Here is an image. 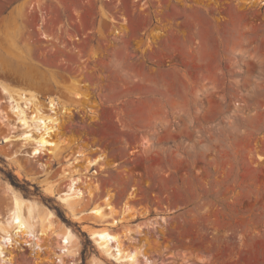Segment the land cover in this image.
Segmentation results:
<instances>
[{"label": "rangeland", "instance_id": "1", "mask_svg": "<svg viewBox=\"0 0 264 264\" xmlns=\"http://www.w3.org/2000/svg\"><path fill=\"white\" fill-rule=\"evenodd\" d=\"M2 83L34 93L43 112L50 99L67 108L55 157L15 137L26 130L16 101L26 115L33 106L8 98ZM32 124L33 136L43 132ZM78 151L104 155V167L68 168ZM0 157L36 193L0 172V216L10 184L79 237L76 264L127 263L105 259L87 230L95 223L45 191H65L68 170L96 186L82 209L106 195L117 212L129 209L117 230L143 244L139 264H264V5L0 0ZM23 240L5 242L15 243L11 264H59Z\"/></svg>", "mask_w": 264, "mask_h": 264}, {"label": "bare ground", "instance_id": "2", "mask_svg": "<svg viewBox=\"0 0 264 264\" xmlns=\"http://www.w3.org/2000/svg\"><path fill=\"white\" fill-rule=\"evenodd\" d=\"M242 1L245 4L251 3L255 6L264 5V0ZM1 89L6 93L8 98L14 100L16 96L17 99L23 100L24 103L33 106H28L31 107L32 113L31 111L30 113L32 115L27 114L30 117L27 118L24 110L18 108V101H16L17 117L19 121H22L23 125H26V130H23L19 135H15V137H22L24 140L22 145H31L33 155L39 152L50 153L52 157H55L61 143H63L61 140V119L59 116L67 112V108L62 106L58 111L60 107L59 101L50 99L48 112L46 113L43 112V106L41 107L34 93L28 92L27 95L25 90H11L6 83L1 84ZM32 123L40 125L43 128V132L33 136L29 132L32 128ZM8 139L9 137L6 138V140ZM262 158L259 155V159ZM103 160L104 155H98L92 158L86 154V151H78L74 154L73 160H69L68 168H71L73 163L78 161H82L84 169L86 168L87 170L97 164L104 167L102 163L100 164ZM91 173H94V171ZM64 174L68 175L69 178L65 191H58L52 185H46L44 187L45 191L55 194L75 219L79 221L91 219L95 223V226H87V230L98 252L105 259H113L121 263L124 261L127 264H139L140 257L144 256L143 244L135 243L131 236L132 230H117V228L123 226L122 222L129 214L127 213L129 209L125 210L126 212H117V209L111 204L110 195H106L101 203H97L87 210L82 209L81 203L85 200L84 196H93V190L96 187L93 184L94 182H91V177H88V175L81 178L74 176L75 173H71L69 170ZM5 186V190H7L5 193L9 200L5 213L0 216V261L12 263V259L14 258L11 248L8 249V247H12L15 243L12 244L11 241L12 245H9V242H5L10 241L14 237L23 238L25 241L33 239L29 243L32 250L39 256L43 252L46 261L50 260L56 261L59 264H65L64 259L71 258L72 260L70 261L69 259V264H76V258L79 256L81 250L79 237L68 226L57 220V217L51 209L45 207V205H42L35 199L23 196L21 192L13 188L10 184ZM102 259L92 256L89 258V264H107ZM8 262L7 264H9Z\"/></svg>", "mask_w": 264, "mask_h": 264}, {"label": "trees", "instance_id": "3", "mask_svg": "<svg viewBox=\"0 0 264 264\" xmlns=\"http://www.w3.org/2000/svg\"><path fill=\"white\" fill-rule=\"evenodd\" d=\"M3 161V159L0 157V162ZM0 172L2 173V175L4 176L5 179H7L15 188H17L18 190H20L23 195L27 196L30 194H36L34 191H31L29 189V182L26 180H19L9 169H5L4 166H0ZM53 208L55 209L57 215L61 218V220H63L65 223L67 224H72L63 214L62 210L57 207V206H53ZM76 225V224H73ZM79 230V229H78ZM81 232V231H80ZM82 233V232H81ZM83 234V233H82Z\"/></svg>", "mask_w": 264, "mask_h": 264}]
</instances>
